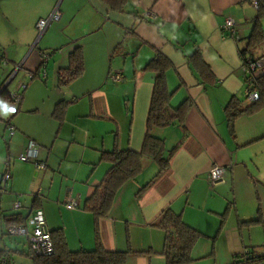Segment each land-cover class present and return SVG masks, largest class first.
I'll use <instances>...</instances> for the list:
<instances>
[{"label":"crops","instance_id":"0c3cea01","mask_svg":"<svg viewBox=\"0 0 264 264\" xmlns=\"http://www.w3.org/2000/svg\"><path fill=\"white\" fill-rule=\"evenodd\" d=\"M55 4L0 0V56L8 61L0 67V84L15 65L19 69L13 79L21 69L26 75L25 65L36 73L47 64L56 81L76 46L84 62L83 73L57 86L47 101H33L35 96L22 90L20 103L6 118L0 115V175L5 164L11 171L6 191L0 192V248L6 238L3 217L25 218L39 208L48 229H62L72 251L94 248L96 224L105 250L149 251L130 254L126 264H165V234L156 224L171 209L200 238L214 239L213 245L203 247L197 241L187 264L208 257L214 264H226L247 250L252 257L264 256V105L240 115L232 129L224 112L232 98L250 104L244 97L239 48L252 30L256 0H125L121 10L102 0H61L59 20L38 36L37 21L48 17ZM226 18L234 22L233 33L222 30ZM260 22L264 29V16ZM196 50L208 69L204 77L189 58ZM45 51L53 54L44 63ZM156 51L173 66L166 73L168 89L174 91L171 107L190 102L182 126L153 130L165 150L177 149L167 170L137 196L158 171L154 160L145 158L140 174L121 186L107 215L95 223L83 203L110 167L101 153L141 148L153 85V74L143 67ZM251 54L264 58V42ZM114 69L121 78L109 85ZM9 85L0 93L2 109L11 108L2 104L18 87L8 91ZM60 102H69L61 120L53 115ZM8 123L15 132L5 138ZM29 140L37 144L44 169L18 159ZM212 165L222 168L215 185L208 179ZM252 194L261 201L258 210H251V203L242 210L240 202ZM68 199L75 201V208H66ZM15 200L18 209L13 208Z\"/></svg>","mask_w":264,"mask_h":264},{"label":"trees","instance_id":"16d2710c","mask_svg":"<svg viewBox=\"0 0 264 264\" xmlns=\"http://www.w3.org/2000/svg\"><path fill=\"white\" fill-rule=\"evenodd\" d=\"M112 9L121 10L125 0H102ZM257 14L253 21L252 30L246 41L239 48L241 59L252 56V50L264 42V29L261 26V17L264 16V0H256ZM1 57V56H0ZM192 66L202 74L208 72L207 67L200 59V54L196 50L190 57ZM172 63L162 53L156 51L154 56L147 61L143 71L153 74V85L150 102L146 117L145 133L140 150L114 149L109 152H102L101 159L110 163L109 169L104 174L102 180L95 186L93 192L88 196L83 208L93 214L95 223L100 217H104L109 212L118 190L127 181L134 179L143 169L144 159L151 158L157 165L156 175L145 183L137 192L139 196L146 190L161 173L167 170L169 160L176 151L174 146L169 150L164 149V141L153 134L156 128H164L170 125H183L184 118L188 112L190 102L184 100L175 108L171 107L170 100L174 91L168 89L166 73L171 69ZM84 71L82 49L76 46L68 55V65L57 71L58 85H67L69 82L79 77ZM254 89L259 94V99L244 106L238 99L232 98L224 108L226 121L230 129L233 122L242 114H252L259 107L264 105V71H262L254 82ZM69 102H60L54 109V117L61 120L64 110ZM24 217L15 214L3 217L4 224L23 223ZM164 231L165 239L162 254L165 264H187L192 261L191 251L198 239L200 232L187 225L180 214L174 213L171 209L162 212L156 224ZM53 242V253L50 255H36L29 251L28 256L33 264H126L130 254L142 255L149 251H132L129 247L124 251H107L103 248L97 231L94 226V248L90 250L72 251L68 248L62 229L58 228L50 231ZM5 235V233H4ZM6 236V235H5ZM7 237V236H6ZM16 238V237H7ZM20 238V236H18ZM24 238V237H23ZM25 239V238H24ZM26 241V239H25ZM27 243V241H26ZM5 253L9 258L10 250L7 246L0 248V254ZM245 257L246 264L249 260H262L264 256L252 257L249 250L240 255L238 262ZM10 259V258H9ZM10 263L11 259H10ZM237 261L231 263L236 264Z\"/></svg>","mask_w":264,"mask_h":264},{"label":"built area","instance_id":"2783aa9c","mask_svg":"<svg viewBox=\"0 0 264 264\" xmlns=\"http://www.w3.org/2000/svg\"><path fill=\"white\" fill-rule=\"evenodd\" d=\"M61 0H56L55 7L51 11L48 17L39 19L36 23V29L38 31V36H41L48 26L60 18L59 5ZM222 30L224 32L233 33L234 32V22L231 18H226L222 24ZM47 58L46 54H43V62L45 63ZM8 61L5 57H0V67L7 65ZM242 69L244 73V97L249 102H254L259 99V94L254 89V82L258 75L264 70V58L262 57H251L248 56L244 60L241 59ZM19 69V65H15L13 72L8 75L0 84V93L6 89L10 80L15 76V73ZM31 74V78H32ZM45 76V69H43L42 77ZM119 76H115L114 80H118ZM24 89L23 83H18L17 90L8 93L5 102L2 106L4 108H9L16 106L21 101V91ZM9 135L14 134L15 127L8 123L6 126ZM18 159L22 162L32 161L37 169H44L45 164L38 160V148L37 144L33 140H29L24 151L19 154ZM11 177V171L8 164H5L4 170L0 175V192H5L8 186V182ZM222 168L218 165H212L208 170V179L211 185H215L221 180ZM66 208L73 209L76 207L75 201L68 199ZM13 208H20V202L15 200L13 202ZM5 235L7 237H24L27 241L28 249L33 254L38 255H50L53 253L54 247L51 238L50 230L46 225V221L43 212L39 208L31 209L29 214L25 217L23 223L18 224H8L5 227ZM243 260L236 264H246L245 257ZM264 261V259H262ZM0 264H11L10 259L7 254H0Z\"/></svg>","mask_w":264,"mask_h":264},{"label":"rangeland","instance_id":"374dc122","mask_svg":"<svg viewBox=\"0 0 264 264\" xmlns=\"http://www.w3.org/2000/svg\"><path fill=\"white\" fill-rule=\"evenodd\" d=\"M37 36V35H36ZM45 54H47L48 58L50 59V55L51 52L50 51H45ZM56 53V52H55ZM27 65L24 66L25 69L29 70L27 71L26 75H23V70L21 69L20 72L16 75V77L13 79V81L10 83L9 87H8V91L12 90L14 88V86L16 87V85L18 83H23L24 86V91L26 92H31L34 97L33 101H35L36 99H44L47 101L48 96L53 95L54 92L57 90V86L58 87H62L58 85V81H57V74H56V81L55 79L53 80L51 72L49 67H47V64H44V66L40 67V70L38 72H34V69H31L32 67H30V69L26 68ZM43 69H45V76L42 77V73H43ZM118 69H114L112 72H110L109 78H108V83L109 85H112V82H116L119 81L121 78V75H119L118 73ZM31 74L33 75L32 78L30 77ZM118 74V75H117ZM115 76H119L118 80H114ZM13 91V90H12ZM3 101V96L0 98V103ZM82 103V102H80ZM78 104L77 106H72L75 107L76 109L79 107ZM13 106L10 108L12 109ZM9 109H2L0 108V115L4 118H6V116H8L10 114V111H8ZM0 116V117H1ZM70 123V121H68ZM2 129V124L0 125V131ZM3 133V132H1ZM4 137L7 138L8 137V133L5 132L4 133ZM167 150V149H166ZM262 152H264V148L261 149ZM262 191V189L260 190ZM243 192L242 195L243 196ZM243 199V197H242ZM251 203V210L253 209L254 211H256V209L258 210L259 206H260V199L257 198V196L252 194L251 198H249V200L245 202H240V208H242V210H245L247 207V204ZM5 242V246H7V248L10 250V254H9V258L11 259L12 264H33L32 260L30 259V257L28 256V245L25 241V239L23 237H16V238H5L4 240ZM198 242L200 243V247H203L202 244L204 243H209L210 246L213 245L214 243V239H202L200 238L198 240ZM241 254V252H240ZM240 256V255H238ZM235 261H238V257H234V261H233V257L230 258V261L227 262L226 264H231ZM256 264H264L262 263V260H257L255 262ZM200 264H214L213 261V257H208L205 261L203 259H201Z\"/></svg>","mask_w":264,"mask_h":264},{"label":"clouds","instance_id":"9594fccd","mask_svg":"<svg viewBox=\"0 0 264 264\" xmlns=\"http://www.w3.org/2000/svg\"><path fill=\"white\" fill-rule=\"evenodd\" d=\"M8 111H12V109H9Z\"/></svg>","mask_w":264,"mask_h":264},{"label":"water","instance_id":"95a60500","mask_svg":"<svg viewBox=\"0 0 264 264\" xmlns=\"http://www.w3.org/2000/svg\"><path fill=\"white\" fill-rule=\"evenodd\" d=\"M12 79H13V78H12ZM12 79H11V80H12ZM11 80H10V81H11ZM9 83H10V82H9ZM8 85H9V84H8Z\"/></svg>","mask_w":264,"mask_h":264}]
</instances>
